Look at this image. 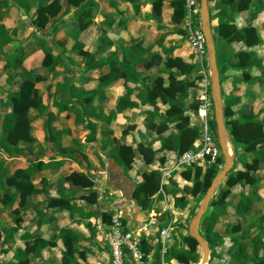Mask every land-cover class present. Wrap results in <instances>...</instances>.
Wrapping results in <instances>:
<instances>
[{"label":"crops","instance_id":"obj_1","mask_svg":"<svg viewBox=\"0 0 264 264\" xmlns=\"http://www.w3.org/2000/svg\"><path fill=\"white\" fill-rule=\"evenodd\" d=\"M10 5L0 9V25L8 30L14 41L13 45H17L13 57L16 52L25 55L23 65L13 71L14 74H18V70L24 67L23 79L15 91L14 87L10 91L17 92L26 79L35 80L37 75L39 79L35 81V90L40 103L29 109V116L32 118L30 134L33 141L20 142L12 148L11 154L2 152L0 155V159L5 161L0 196L3 193L15 192L13 187L5 186V180L17 170L30 171L31 184L37 189H43L44 192L26 196L22 200L17 197L11 207H5L0 203V218H3L6 227L17 229L14 250L9 249L14 243L4 246L0 243L5 263L11 262L16 250L23 251L31 244L32 239L26 241L21 238L25 233L31 238L38 237L48 241L50 245L41 252L40 258H35L30 253L26 260L18 264H46L45 254L50 251H55L62 259L65 244L59 233L61 230H67L77 236L73 247L76 249L74 259L78 264H109L106 233L116 211L122 212L126 222L131 225L140 223L147 217H154L162 225L172 223L177 230V216L188 207L187 205L183 210L174 207L175 200L181 197L182 184H190L183 176L186 169L174 171L171 178L165 181L163 187L165 198L160 193L161 175L158 177L159 189L154 194H148L142 205L138 203L136 192L144 181V173L157 171L160 174L164 169L170 168L180 156L173 141L162 148V139L178 132V126L174 123L162 127L167 121L166 112L169 105L159 96L155 101V107L148 102L152 101V98L144 100L146 94L156 84L157 78L162 79L161 89H167L171 83L169 74L174 73L173 85L178 89L175 101L181 105L182 117H188L189 127L197 126L194 113L198 105L197 98L201 93L200 78H197L199 67L192 62L191 46L187 41L183 42V35L186 37L183 27L185 16L183 1L101 0V5L108 11L101 16V34L104 32V36L101 37V63L96 59L101 68L87 70L84 63V79L79 84L70 82L66 85H63L65 83L62 80L60 81L62 87H59L58 91L56 83L51 81L56 69L54 67L58 66L50 68L42 64L45 54L41 48L45 43L35 35L26 34L22 26L23 17L21 15L18 17V13L23 11L21 5L18 7L19 3L13 0H10ZM208 13L216 57L220 58V66L224 67L219 75L222 98L240 99L232 108L236 117L263 119L264 79L261 67L264 68V0H208ZM219 19L227 21L221 34L227 37L228 42L224 41L226 37L218 36L216 45ZM250 27L253 28L252 31L243 33L245 28ZM106 31L108 36L105 34ZM84 36L81 33L77 40L83 41ZM221 41L224 42L219 45ZM47 46L51 47L50 44ZM9 47H6L0 56L6 53L5 50ZM248 55H251V58ZM113 56L129 70L134 71L137 79V83H128L134 90L130 97L131 108L120 113L116 109L127 84L122 78H116L119 71L104 65ZM59 58V55L53 57L56 65ZM168 58H179L185 64L193 65L190 76L180 75L176 68H167L165 62ZM36 61L40 64L34 69L33 64ZM252 62L255 64L250 66L249 63ZM221 67H218V70ZM100 70L101 79L96 74ZM7 80L9 78L6 77L4 83L8 88L16 82V79L12 78L8 84ZM99 89L101 94L89 101V95ZM67 95L70 100L66 99L63 102ZM4 98H7V93L0 96V105ZM59 105L75 107L79 115L82 114L79 111L81 106L89 107L90 112L101 107V118L96 121L89 117L88 121L83 123L84 115L75 117L74 120L68 117L70 116L68 111L58 113ZM42 107L46 109L43 115L35 112ZM10 111L0 106V127L3 116ZM98 112L99 110L97 114ZM177 112L179 114V110ZM49 114L53 115L50 131L52 135L56 131H70V134L58 136L59 146L55 142L46 141L44 123ZM108 116L111 117V123L107 125L105 120ZM39 121L42 127L34 133L33 127ZM120 122H123V125H120ZM81 123L83 127L86 125L83 139L74 131L82 127ZM88 123L97 124L94 139H88L90 135ZM100 125L104 128L106 125L108 129L100 130ZM64 137H69L71 143L65 141ZM198 145L199 138L192 142L188 135L184 138L181 149H186L183 152L185 153L195 150ZM122 146L130 147L135 154L129 166L115 157ZM62 149L66 151L63 152ZM246 156L250 161L249 154ZM250 176L257 179L256 195L260 201L256 204L253 202L242 204L241 214L232 211L221 216L215 230L224 219L229 218L230 222L225 223V231L230 229L229 235L233 234L232 226L241 223L240 227H236L240 228L238 235L229 237L249 233L248 235L253 237L249 242L264 243V239H255L262 228L255 226L254 220L258 213L261 214L257 212L258 208L264 210V164H259ZM172 181L175 184L173 189L170 186ZM174 190L178 191L176 195L172 194ZM250 190L249 185H246L244 190L238 185L233 187L231 192L238 194ZM141 197L144 198L143 195ZM260 218H264V215H260L258 220ZM247 221L249 226L245 225ZM175 230L171 248H174ZM245 248L253 258L248 244ZM257 256L264 259V250H259Z\"/></svg>","mask_w":264,"mask_h":264},{"label":"trees","instance_id":"obj_2","mask_svg":"<svg viewBox=\"0 0 264 264\" xmlns=\"http://www.w3.org/2000/svg\"><path fill=\"white\" fill-rule=\"evenodd\" d=\"M13 1L19 3L21 6H24L28 3L29 0ZM80 2L81 0H67L68 4H73L75 6H79ZM92 8H94V4L91 0H87L86 4L83 5L82 10H90ZM84 10L76 16V21L79 23V26L82 29H84L85 26H88L87 23H89V19H87L88 15H86ZM60 11L61 4L58 0H54L51 4L48 5L44 4L43 0H37L35 18L32 23L36 28L43 29L51 18H55L56 16H58ZM66 14L67 11L65 10L58 16V18H62ZM224 25H227V21L219 19L218 29L216 30V45H218V43L216 42L218 36H222L221 30L223 29ZM252 30L253 28L251 27L245 28L243 30V33L246 34V32ZM222 37L225 38L226 36ZM226 40L227 37L226 39H224V41ZM224 41H221L219 45L223 44ZM229 41L231 40L229 39ZM13 43L14 41L9 36L8 30L3 25H0V53L3 52L6 47L13 45ZM84 47L85 43L83 41L76 40L71 47V51L85 58V67L87 70H92L93 68L97 67L101 68V64L97 63L95 56L84 51ZM45 50L46 53L42 64L44 66L53 68V64H51L52 57L50 55V52H48L47 49ZM248 57L251 58V55H248ZM216 58L218 67H221L220 58L218 56ZM24 60L25 55L22 52H16L10 65L14 69H17L23 65ZM250 64L252 65L255 63L252 62L249 63V65ZM104 65L110 67L114 71H119V75H117L116 78H122L125 84H127L124 88L125 92L118 102L116 111L120 113L128 108H131L130 97L133 94L134 90L128 86V83H137L136 73L132 70H129L124 63L119 62L116 56L110 58L104 63ZM165 66L167 68H176L177 72L180 75H184L186 77L190 76L194 67L191 64H185L179 58H168L165 62ZM223 70L224 67H221L219 69V75ZM261 70L263 71L262 76L264 79V68L261 67ZM38 79L39 77H37V75H35V80L26 79L20 85L19 90L10 96V103L12 106L11 111L9 113H6L1 121V135H5V138L4 141L0 139V155L2 154V152L11 154L13 152L12 148L17 146L20 142L28 143L33 141V138L30 134V124L32 122V118L29 116V109L31 107H36L40 103L37 97V92L35 90V81H37ZM169 79L171 81L169 88L161 89L162 79L160 77L157 78L155 81L156 84L154 85L153 89L146 94V98H144V100H148L149 97L152 98V101L148 102L155 107V101L159 96L169 105V109L166 112L167 121L162 127L167 126V124L174 123L178 126V132L175 134H170L166 138L162 139V148L167 146L169 142L173 141L178 149V152L181 155L186 150L181 149L184 138L189 135L192 138V142H194L197 138H199V130L197 126L194 128H190L188 117H182L183 111H181V105L175 101V96L178 94V89L173 85V82H175L174 73L170 72ZM99 94H101V89L91 93L89 95V101L94 99ZM222 102L226 129L234 146L233 167L227 175L224 183H222L219 187L216 195L212 198L208 210L200 222L199 231L201 236L209 244L211 250L209 264L216 258L214 250L218 247L223 246L226 240H228L230 243L229 247L231 249H234V252L231 255V259L234 264H264V259H259L257 256L259 250H264V243H247L252 251V256L254 259L251 263L245 259L244 249L246 244L243 243L247 239V237L214 235L217 221L221 216L229 213L230 210H232L235 214H241L242 204H248L251 202L256 204L260 201L259 197L256 195L257 179L251 178L250 174L258 167L259 164H264V118L242 119L240 117H236L232 108H234V106H236L240 102L239 98H222ZM195 108L197 109V106ZM97 110H99L98 114ZM178 110L179 114L177 112ZM65 111H68L70 114H74L75 112V114L80 116L77 108L59 105L58 113H62ZM88 117L94 118L96 121L100 119L101 107L98 109H93L88 114ZM52 121L53 115L49 114L47 120L44 123V130L47 134L46 141L49 143L55 142L59 146L60 143L58 142V136L60 134H70V131H56V133L52 135L50 133ZM110 123L111 117L108 116L105 120V124L108 125ZM182 123H184V125ZM87 127L90 129V135L88 139H94L97 124L88 123ZM62 151L65 152L66 149H62ZM247 154H249L251 158L250 161H248L247 159ZM134 156L135 154L130 147L122 146L118 149L115 157L118 160L123 161L126 166H129L132 163ZM242 159L244 160L242 161ZM238 166L240 167L238 168ZM219 171L220 169L216 165H212L204 172L203 178L201 179L202 172L199 168H194V170H192V168H187L183 173V176L184 178H186V180L190 181L192 179L193 181V185L190 189L191 195H205L213 178ZM4 172L5 161L0 159V187L3 186ZM30 175V171L28 170H17L11 176L6 178L5 186L7 185V187H13L15 192L12 194L3 193L0 196V203L3 206L11 207L17 197H20L22 200L26 196L36 195L44 192L43 189H37L31 184ZM159 176L160 174L157 171L144 173V181L139 185L136 192V198L138 199L139 204L142 205L144 203V199L148 194L151 195L157 192V190L159 189ZM238 185L241 186L243 190L246 185H249L251 190L247 193H244V191H242L238 194H232L231 189ZM177 193V190H174L172 192V194L174 195H176ZM142 195L144 198L141 197ZM187 205L188 201L186 199H183L182 197L177 198L174 202V207L179 210H183ZM232 228L234 230L236 226H232ZM16 231L17 229L8 228L6 227L4 221H1V244L3 246L13 244L15 242ZM226 232H230V229H226ZM59 236L63 239V242L65 244L64 250L62 251L63 264H78L74 259L76 249L75 247H73V243L75 244V242L77 241V236L67 230H61ZM21 238L26 241L32 239V241L30 242L31 244L27 245L26 249L23 251L16 250L13 259L9 264H18L26 260L27 256L30 253L33 254L35 258H40L41 252L50 245V242L44 241L38 237L31 238L27 233L23 234ZM184 240L187 246L192 251H194L198 246V243L189 235H186ZM169 255L170 258L177 260L179 263H188V261L182 255L176 253L173 247L170 249Z\"/></svg>","mask_w":264,"mask_h":264},{"label":"rangeland","instance_id":"obj_3","mask_svg":"<svg viewBox=\"0 0 264 264\" xmlns=\"http://www.w3.org/2000/svg\"><path fill=\"white\" fill-rule=\"evenodd\" d=\"M54 0H43L44 4H51ZM59 3L61 4V11L59 12L58 16L63 13L65 10L67 11V14L62 17V18H58V16H56L55 18H51L47 24L45 25V28H36L32 21L35 18V11H36V4H37V0H29L27 4H25L24 6L20 7V4L18 5V7L21 8V12L18 13V17L21 15L23 18V22H22V26L23 29L25 30L26 34L29 35H35L36 37H38V39H40V41H43L45 44V46L43 48H41V51H44V54L46 52L45 49H47L48 52H50V54H52V60H51V64H53L54 66H58V67H54L56 68L54 70L53 76H52V83H56V91H58L59 87H62V84H60V81H64L63 85H66L70 82L72 83H76L79 84L83 79H84V63H85V58L81 57L79 54L75 53V52H69L70 51V47L73 44V41L77 40L79 35L81 33H83L84 36V42L87 44H85L86 46V51L89 54H93L95 56V58L101 63V37L104 36V32L103 34H101V16L105 15L106 13H108L107 9H105L103 5H101V0H91L92 3L94 4V8L92 9H83L84 12L86 13L87 19H89V23L88 26H85L84 29H82L79 26V23L76 21V16L83 11V5L86 4L87 0H81L80 5L79 6H75L73 4H68L67 0H58ZM10 5V0H0V9L2 8H7ZM11 7L14 8V6L10 5ZM101 7L103 8L101 10ZM107 11V12H106ZM17 14V13H16ZM3 15V14H2ZM1 15V17H2ZM17 17V18H18ZM1 21V19H0ZM88 27V28H87ZM84 30V31H83ZM106 29H103V31ZM106 36H108V32L106 31ZM187 39L185 37V35H183V42L186 43ZM188 42V41H187ZM51 45V47L47 46V45ZM14 49H17V45H13L11 47H9L8 49H6V53L4 52L3 55L0 56V96H4L5 93H7V98L3 99V102L1 103V108H4L5 110L7 109V111L11 110V103H10V96L12 94H14L15 92L10 91L13 87H14V91L16 89V87H18V83H20V81L23 79L22 75H23V71H24V67H21L18 70V74L17 73H13V71H15V69L13 67H11L10 65V61L13 58V51ZM15 54V53H14ZM56 55H59V60H58V65H56L53 57H55ZM193 55V54H192ZM192 62L194 61V65L197 66L199 65L196 57L193 55L191 56ZM161 61V60H160ZM50 62V61H49ZM40 64V62L38 63L37 61L33 64V68H37V66ZM27 69L28 66H27ZM26 70V69H25ZM97 76H99V78L101 79V70L99 72L96 73ZM15 75V76H14ZM93 77V74H91ZM7 78H9V80H7V83L9 84V82L12 81V78L16 79V82L11 86V88H8V85L6 83H4V80ZM200 70H199V74L197 78H200ZM94 78V77H93ZM200 82V80H199ZM3 83V84H2ZM57 94H59L57 92ZM66 99L70 100L69 96L67 95L66 97L63 98V102L66 101ZM49 107V105L47 106ZM46 111L45 107H42L40 109H38L35 112H39L40 114H44ZM79 111L82 113L80 116L83 117L84 115V120L83 123H85L86 121H88V113L90 112L89 107L87 108H83V106L80 107ZM32 113H34V111L32 110ZM69 118H72L75 120V117L77 118L78 115L77 114H70V116H68ZM83 123H81V128H78V130H74L75 133L81 138H84V129L85 126L83 127ZM120 125H123V122L119 123ZM212 127H213V122L211 123ZM79 126V124H78ZM42 127V123L39 121L37 122L34 127H33V132L35 133L37 131V129H40ZM107 126L105 125L104 127H101L100 125V130H107ZM0 131H1V127H0ZM5 135H1L0 132V139L4 141ZM65 141H69V144L71 143L70 138L69 137H64ZM244 159H242L243 161ZM223 167V166H222ZM219 168L220 170L222 169ZM192 168V170H194V168H199L202 172L201 175V179L203 178V174L204 172L209 168L208 165H202V166H193V167H189ZM239 168V166H238ZM187 169V168H184ZM242 169V168H241ZM166 170V169H164ZM163 170V171H164ZM162 171V172H163ZM162 172H160V175L162 174ZM225 181V180H224ZM223 181V183H224ZM190 184H182L183 188L181 190V197L183 199H186L188 201V207H186V209H184V211H180L179 215L177 216V230H175V236H174V249L176 251L177 254L182 255L187 261L188 263H179L177 260L174 261V264H198L201 261L202 258V252L200 249V246L198 245L196 247V249L194 251H192L186 244L184 238L186 235H188V227L190 222L192 221L198 207L199 204L204 196V194H199L197 196H193L190 193V189L193 185V181L192 179L190 181ZM174 181L171 182L170 186L171 189H173L174 187ZM236 190V189H235ZM234 190V191H235ZM1 194V193H0ZM264 211L263 209H259L257 210V212H261V214L258 213L257 216H255L254 220H256L255 222V226H260L262 228V230L260 231V233L258 234V236H256V240H260V239H264V218H260V220H258V217H260V215H264V213L262 212ZM230 212L232 213V210H230ZM263 213V214H262ZM1 221H3V218H0V224ZM230 222L229 218H226L223 220V222L220 224V226H218L217 230L214 231V235H218V236H237L240 228L238 229H234L233 230V234L229 235V232L225 231V227L226 224ZM249 221L246 222L245 225L249 226ZM226 223V224H225ZM241 223H239L240 225ZM237 225V226H239ZM230 226V225H229ZM236 226V227H237ZM240 227V226H239ZM247 231V228H246ZM251 231V230H250ZM248 230V232H250ZM249 233H247L246 235H243V237H247V239L244 241L243 244H247L250 241V237L248 235ZM17 238V235L15 236V239ZM254 239V240H255ZM1 243V242H0ZM16 243V242H15ZM13 244L12 246L9 247L10 250H14L16 247V244ZM229 241L226 240L224 246L222 247H218L214 250V253L216 255V258L214 260H212V262L210 264H234L232 259H231V255L234 252V249H231L229 247ZM104 247V246H103ZM1 244H0V264H6L5 263V258L3 257V255L1 254ZM103 250L106 252L105 247L103 248ZM245 251V258L249 260V262L252 263V261L254 260L251 255L249 254V252H246V248L244 249ZM44 261L46 264H63V260L61 259V257H58L57 253L55 251H50L48 253L45 254V258Z\"/></svg>","mask_w":264,"mask_h":264},{"label":"built area","instance_id":"obj_4","mask_svg":"<svg viewBox=\"0 0 264 264\" xmlns=\"http://www.w3.org/2000/svg\"><path fill=\"white\" fill-rule=\"evenodd\" d=\"M182 1L186 39L199 64L201 75V93L197 98L198 105L195 110L199 145L195 150L180 155L170 168L162 172L160 193L164 198L165 181L171 178L174 171L202 165H216L218 168L223 166L210 94V67L206 38L201 28L200 1ZM174 230L172 223L162 225L154 217H147L142 222L131 225L126 222L122 212L116 211L106 233L109 264H173L174 260L170 258L169 251Z\"/></svg>","mask_w":264,"mask_h":264},{"label":"water","instance_id":"obj_5","mask_svg":"<svg viewBox=\"0 0 264 264\" xmlns=\"http://www.w3.org/2000/svg\"><path fill=\"white\" fill-rule=\"evenodd\" d=\"M200 1V18L202 32L206 38L207 54L210 67V94L214 105V118L216 124V135L218 145L223 157V167L213 178L209 188L202 198L199 207L189 224L188 235L200 246L202 252L201 261L198 264H209L211 250L207 241L201 236L199 231L200 222L208 210L212 198L216 195L219 187L226 179L233 167L234 146L226 129L223 114V102L220 90L219 70L216 58V49L211 35L210 20L208 13V0ZM196 114L194 113V116Z\"/></svg>","mask_w":264,"mask_h":264}]
</instances>
